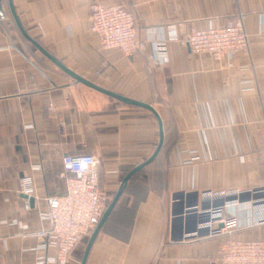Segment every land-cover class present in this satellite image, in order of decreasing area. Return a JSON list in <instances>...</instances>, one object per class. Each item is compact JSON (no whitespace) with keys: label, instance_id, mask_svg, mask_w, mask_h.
<instances>
[{"label":"crops","instance_id":"0c3cea01","mask_svg":"<svg viewBox=\"0 0 264 264\" xmlns=\"http://www.w3.org/2000/svg\"><path fill=\"white\" fill-rule=\"evenodd\" d=\"M93 2L131 12L141 44L136 54L102 47L90 30ZM12 4L28 34L65 67L152 106L161 120L163 141L156 157L128 179L85 264H220L221 238L167 241L169 212L172 195L181 190L264 184V0ZM239 16L249 38L245 52L216 61L191 53L182 41L190 29ZM168 25L178 38L166 41L168 61L156 67L148 54ZM16 27L8 0H0V264H38L54 254L52 248H38L35 233L49 228L41 218L46 198L65 191L62 158L94 155L99 185L115 195L124 175L154 152L159 123L149 110L75 81ZM24 175L32 176L35 189L29 205L19 192ZM236 211L235 236L264 239V224L246 228V208ZM86 242L75 247L69 264H80Z\"/></svg>","mask_w":264,"mask_h":264},{"label":"built area","instance_id":"2783aa9c","mask_svg":"<svg viewBox=\"0 0 264 264\" xmlns=\"http://www.w3.org/2000/svg\"><path fill=\"white\" fill-rule=\"evenodd\" d=\"M90 23V30L103 48L116 49L124 55H134L141 49L133 16L125 7L93 2L90 4ZM162 31L166 36L155 40L152 52L148 54L156 67H162L168 61L166 41L178 38L173 25ZM182 41L191 53L204 54L216 61L245 52L249 46L243 16L215 27L190 29ZM262 120L264 125V117ZM98 163L94 155L87 153L62 158L65 191L62 195L46 198L47 209L41 213V218L49 223V228L35 233L41 239L38 248H52L54 254L38 264H69L75 247L99 223L107 205V191L99 185ZM19 192L25 196L24 204L29 205V199L35 193L32 176L24 175L19 179ZM239 208L247 211L244 227L264 224V184L249 189L175 192L169 212L172 226L167 241L221 238L220 264H264V239L235 236L240 229L236 211Z\"/></svg>","mask_w":264,"mask_h":264},{"label":"water","instance_id":"95a60500","mask_svg":"<svg viewBox=\"0 0 264 264\" xmlns=\"http://www.w3.org/2000/svg\"><path fill=\"white\" fill-rule=\"evenodd\" d=\"M8 5H9V8H10V11H11V14H12V17L14 19V22L19 30V32L21 33V35L27 39L29 42H31L35 47L36 49L42 53L45 57H47L51 62H53L56 66H58L60 69H62L65 73H67L69 76H71L73 79H75V81H78L90 88H93L99 92H102V93H105L113 98H116L120 101H123V102H126V103H129V104H132V105H136V106H139V107H142L144 109H147L149 110L150 112H152L155 117L157 118L158 120V123H159V142L154 150V152L152 153V155L147 158L146 160H144L143 162H141L140 164H138L137 166L133 167L132 169H130L125 175L124 177L122 178L121 182H120V185L115 193V195L113 196V198L111 199V201L109 202V204L106 206L105 208V211L99 221V223L97 224V226L95 227V229L91 232V234L89 235L88 239H87V242H86V245H85V249L83 251V255H82V258H81V261H80V264H85V261H86V258H87V255H88V252H89V249L98 233V231L100 230L101 226L103 225L104 221L106 220V218L108 217L109 213L111 212L112 208L114 207L116 201L118 200L120 194L122 193L128 179L135 173L137 172L139 169H141L143 166L147 165L148 163H150L157 155L161 145H162V141H163V130H162V124H161V120L158 116V113L156 112V110L146 104V103H142V102H139V101H136V100H133V99H129L125 96H122V95H119L117 93H114L110 90H107L103 87H100L99 85L95 84L94 82L78 75L77 73L71 71L70 69H68L67 67H65L60 61H58L50 52H48L37 40H35L34 38H32L28 32L24 29V27L22 26L16 12H15V9L13 7V4H12V0H8ZM30 203L33 202V198L30 197Z\"/></svg>","mask_w":264,"mask_h":264},{"label":"rangeland","instance_id":"374dc122","mask_svg":"<svg viewBox=\"0 0 264 264\" xmlns=\"http://www.w3.org/2000/svg\"><path fill=\"white\" fill-rule=\"evenodd\" d=\"M114 196L113 193H110V192H107V203H109L112 199V197ZM87 238L88 237H85L83 240H82V244H84L86 241H87Z\"/></svg>","mask_w":264,"mask_h":264},{"label":"trees","instance_id":"16d2710c","mask_svg":"<svg viewBox=\"0 0 264 264\" xmlns=\"http://www.w3.org/2000/svg\"><path fill=\"white\" fill-rule=\"evenodd\" d=\"M16 30L18 31V33L21 35V33L19 32V30L17 29V27H16ZM35 39V38H34ZM36 40V39H35ZM26 41L27 42H29L27 39H26ZM30 43V45L33 47V48H35V46L31 43V42H29ZM125 174V173H124ZM107 206V205H106Z\"/></svg>","mask_w":264,"mask_h":264}]
</instances>
